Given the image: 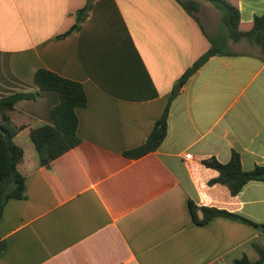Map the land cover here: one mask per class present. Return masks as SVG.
I'll return each mask as SVG.
<instances>
[{
  "label": "crops",
  "instance_id": "1",
  "mask_svg": "<svg viewBox=\"0 0 264 264\" xmlns=\"http://www.w3.org/2000/svg\"><path fill=\"white\" fill-rule=\"evenodd\" d=\"M89 1L79 30L59 37ZM228 1L243 24L264 13V0ZM209 47L178 0H0V99L36 91L38 69L79 82L87 98L75 110L82 145L70 162L56 166L67 187L75 173L81 176L71 190L87 185L65 200L50 189L52 173L39 169L29 139L32 129L51 124L58 94L20 100L8 115L22 128L13 140L23 143L17 169L25 198L5 205L0 264H234L243 254L250 258V242L261 239L253 227L223 217L193 223L188 203L199 205L206 191L187 164L204 158L225 164L235 151L244 171L264 166L258 50L210 57L171 101L160 146L137 160L121 156L143 143L179 78ZM226 199L235 214L264 224V182H249L230 199L211 190L205 200L223 205Z\"/></svg>",
  "mask_w": 264,
  "mask_h": 264
},
{
  "label": "trees",
  "instance_id": "2",
  "mask_svg": "<svg viewBox=\"0 0 264 264\" xmlns=\"http://www.w3.org/2000/svg\"><path fill=\"white\" fill-rule=\"evenodd\" d=\"M205 1L213 5L222 14L221 21L227 29V38L234 43L246 41L250 45L258 48V58L264 61V13L255 16L248 24L240 21L237 6L228 0H188L186 2L178 1L183 10L190 15L201 28L204 36L207 38L210 47L198 58L179 78L176 83V90L172 91L167 104L155 122L150 134L143 143L130 151L123 152L121 156L126 160H137L145 155L153 153L163 142L167 133L168 111L171 101L176 97L179 90L187 80L202 66L210 57L215 55H226L221 51L217 43L206 34L195 12L200 9L198 2ZM92 2L89 1L85 7L75 13L74 25L59 37H65L72 32H77L80 25L88 16ZM223 41V40H222ZM220 43V42H219ZM33 81L37 87L32 92H15L0 99V219L2 217L6 203L10 199H24V177L19 173L17 166L21 163L23 152L21 148L13 143V138L22 129L12 125L9 114L14 111V105L20 100H34L43 91H53L58 94L59 101L50 111L51 124H42L32 129L29 139L36 153L39 169L43 172H51L47 177V182L52 192L59 200H65L77 193L79 189L87 185L71 190V185L82 181L81 176L75 173L68 180V187L60 180L56 166L62 160H69L70 155L78 149L82 142L76 134L78 127V118L75 110L78 107L86 105L87 98L82 85L79 82L65 79L57 74L38 69L33 74ZM194 182L200 186L203 191L201 194V203L196 205L189 201L188 210L192 221L198 226L207 224L213 218L223 217L232 221L244 223L253 227L258 232V237L264 238V224H257L235 214L232 204L225 200L223 205L207 203L208 194L215 190L218 196H224L228 199L238 195L240 190L249 182H264V166H255L250 171H244L241 166L240 156L235 151L231 152L227 163L222 164L215 158H204L193 160L187 164ZM198 168L203 171L212 172L213 175L206 178L197 177ZM84 180V178H83ZM214 188V189H213ZM259 240V239H258ZM258 240L250 242L249 246L257 257L251 261L245 254L234 261V264H262L264 263V248L258 243ZM6 250V243L0 237V254Z\"/></svg>",
  "mask_w": 264,
  "mask_h": 264
},
{
  "label": "rangeland",
  "instance_id": "3",
  "mask_svg": "<svg viewBox=\"0 0 264 264\" xmlns=\"http://www.w3.org/2000/svg\"><path fill=\"white\" fill-rule=\"evenodd\" d=\"M181 2H186L188 0H178ZM200 9L198 12H195L196 17L199 19L203 25L205 31L209 37L217 43L221 51H230V52H241L244 50L257 51L258 48L254 45L248 44L246 41H241L239 43L231 42L230 40H225L227 38V29L221 21V12L213 7L208 2L200 1ZM223 40V41H222ZM220 42V43H219ZM16 146L23 147L21 141L12 140ZM19 147V148H20ZM258 243L264 248V238L258 240ZM250 260L253 261L257 257L254 252L250 251L249 253Z\"/></svg>",
  "mask_w": 264,
  "mask_h": 264
},
{
  "label": "built area",
  "instance_id": "4",
  "mask_svg": "<svg viewBox=\"0 0 264 264\" xmlns=\"http://www.w3.org/2000/svg\"><path fill=\"white\" fill-rule=\"evenodd\" d=\"M192 159H193V158H192V155H191L190 153L184 155V160H185V161L189 162V161H191Z\"/></svg>",
  "mask_w": 264,
  "mask_h": 264
}]
</instances>
